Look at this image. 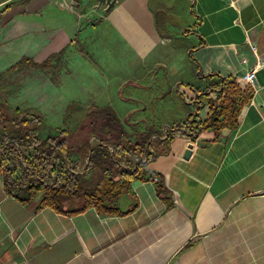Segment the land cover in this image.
Returning <instances> with one entry per match:
<instances>
[{"label": "crops", "instance_id": "crops-1", "mask_svg": "<svg viewBox=\"0 0 264 264\" xmlns=\"http://www.w3.org/2000/svg\"><path fill=\"white\" fill-rule=\"evenodd\" d=\"M74 2L0 0V96L52 129L68 128V108L72 122L111 109L130 136H149L154 158L134 162L167 194L133 180L123 215H66L20 203L0 177V264H264V0ZM257 60L235 129L205 144L181 128L208 117L201 78L237 81Z\"/></svg>", "mask_w": 264, "mask_h": 264}, {"label": "trees", "instance_id": "trees-1", "mask_svg": "<svg viewBox=\"0 0 264 264\" xmlns=\"http://www.w3.org/2000/svg\"><path fill=\"white\" fill-rule=\"evenodd\" d=\"M49 66L46 62L40 68L47 71ZM201 80L200 99L208 106V117L202 123L191 121L181 128L191 136H203L209 144L218 140L222 129L237 127L239 114L254 90L217 75ZM2 97L0 177L4 190L20 203L29 205L40 197L37 210L48 207L60 214L75 215L94 208L101 215H123L116 203L129 192L133 180L151 182L159 196L167 194L159 173H148L145 164L134 162L136 157H145L146 163L154 158L149 136H130L111 109L90 108L67 129H48L41 116L13 109ZM73 111L68 108V118ZM176 131L168 133L164 146L172 142ZM91 136L99 144L88 153ZM88 156L84 173H75ZM67 202L77 207L69 209Z\"/></svg>", "mask_w": 264, "mask_h": 264}, {"label": "built area", "instance_id": "built-area-1", "mask_svg": "<svg viewBox=\"0 0 264 264\" xmlns=\"http://www.w3.org/2000/svg\"><path fill=\"white\" fill-rule=\"evenodd\" d=\"M53 2L54 4L58 5V7L63 8V9H69L71 11H73L75 7L74 0H71L69 2H67V0H53ZM243 63H246V61L243 60ZM261 66L262 64L257 60L255 65L250 70H248L242 78L237 80L236 83L239 86H249L253 88L254 81H255V72ZM194 140H195L194 137L190 138L191 143L194 142Z\"/></svg>", "mask_w": 264, "mask_h": 264}, {"label": "water", "instance_id": "water-1", "mask_svg": "<svg viewBox=\"0 0 264 264\" xmlns=\"http://www.w3.org/2000/svg\"><path fill=\"white\" fill-rule=\"evenodd\" d=\"M118 0H97V9H99L101 6H105V12L109 11L116 3ZM191 149H192V144H189L187 147V150H185L183 154V159H188L189 156L191 155Z\"/></svg>", "mask_w": 264, "mask_h": 264}, {"label": "rangeland", "instance_id": "rangeland-1", "mask_svg": "<svg viewBox=\"0 0 264 264\" xmlns=\"http://www.w3.org/2000/svg\"><path fill=\"white\" fill-rule=\"evenodd\" d=\"M64 68H65V65H62V66L60 67L61 71H63ZM71 122H72V120H71V117L69 116V124H67L68 127L71 126ZM51 123H52V122H51ZM47 128H48V126H47ZM48 129H50V128H48ZM9 144L12 145L11 143H9ZM16 149H19V148L16 147ZM1 153H2V148L0 149V154H1ZM66 206H67L69 209H74V208L77 207V204L67 202Z\"/></svg>", "mask_w": 264, "mask_h": 264}]
</instances>
